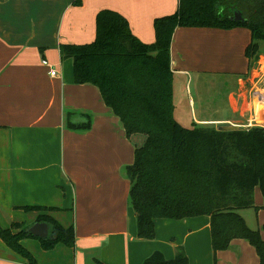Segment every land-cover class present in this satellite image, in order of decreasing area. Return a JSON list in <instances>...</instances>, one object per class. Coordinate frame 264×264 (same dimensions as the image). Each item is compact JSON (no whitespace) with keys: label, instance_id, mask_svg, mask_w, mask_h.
Returning a JSON list of instances; mask_svg holds the SVG:
<instances>
[{"label":"crops","instance_id":"crops-1","mask_svg":"<svg viewBox=\"0 0 264 264\" xmlns=\"http://www.w3.org/2000/svg\"><path fill=\"white\" fill-rule=\"evenodd\" d=\"M178 9L179 0H0V225L27 229L49 216L76 232L74 248L59 244L45 251L39 240H23L38 264H143L156 252L173 260L178 247L190 264L260 263L245 240L215 255L207 216L157 219L155 239L138 237L124 170L146 137L128 138L100 90L75 84L74 66H64L73 61L61 59V45L92 43L102 10L124 16L135 37L150 45L156 41L155 20ZM251 42L252 33L244 27L175 30L174 94L187 90L180 103L183 110L189 106L190 118H184L192 125L264 127V49L250 69L246 50ZM43 60L60 76L51 77ZM218 78L234 85L225 106L216 103L210 115L201 94ZM89 121V129L71 128ZM255 205L262 228L259 188ZM0 264L27 262L0 239Z\"/></svg>","mask_w":264,"mask_h":264},{"label":"trees","instance_id":"trees-1","mask_svg":"<svg viewBox=\"0 0 264 264\" xmlns=\"http://www.w3.org/2000/svg\"><path fill=\"white\" fill-rule=\"evenodd\" d=\"M78 4V1H77ZM242 21H235V12ZM251 31L246 50L250 69L259 61L264 45V0H179V9L154 22L156 41L141 42L121 14L102 10L96 18V39L89 44L61 45L63 61L72 60L77 85H93L104 103L119 117L128 138L146 137L135 149L134 163L124 170L131 182L130 205L137 217L140 239L153 240L157 219L184 220L207 216L211 220L215 255L245 240L255 248L264 264V225L251 229L241 214L256 208L255 190L264 197V127L218 131L193 124L188 128L176 118L171 44L177 28ZM90 121L71 125L89 129ZM38 222L49 224L52 236L41 240L28 234L24 224L11 229L0 225V239L27 264H38L24 245L39 240L45 251L63 244L74 248L76 232L49 216ZM13 230H18L14 234ZM101 264V263H100ZM143 264H190L183 247L173 260L161 252Z\"/></svg>","mask_w":264,"mask_h":264},{"label":"rangeland","instance_id":"rangeland-1","mask_svg":"<svg viewBox=\"0 0 264 264\" xmlns=\"http://www.w3.org/2000/svg\"><path fill=\"white\" fill-rule=\"evenodd\" d=\"M96 31V28H95ZM91 36L89 39L91 42H93L96 37ZM95 38V39H94ZM264 49V45H262ZM64 66H73L72 62L64 63ZM235 81V80H234ZM215 86L212 88H203L201 98L203 99L204 106L209 110L210 115H215L216 112V103L220 102L219 106H225V99L228 95V91H230L231 88H233L234 82L232 80H225L224 78H218L214 80ZM187 90H183L182 92H179L178 90L175 92V106H176V118L179 121L180 124H182L185 127H192V124L188 121L190 118L191 110L189 106H186V108L183 110V105L180 103L181 98L184 99V101L187 98L186 95ZM217 106V105H216ZM215 107V108H214ZM220 107V108H221ZM189 117L188 120L184 118ZM190 125V126H189ZM244 210L241 211V214ZM244 219L246 220L248 226L253 230H261L259 225V217L256 215L253 208L246 209L243 213ZM11 229V228H10ZM13 233H18V230H13ZM262 234L264 236V232L262 231Z\"/></svg>","mask_w":264,"mask_h":264},{"label":"water","instance_id":"water-1","mask_svg":"<svg viewBox=\"0 0 264 264\" xmlns=\"http://www.w3.org/2000/svg\"><path fill=\"white\" fill-rule=\"evenodd\" d=\"M234 20L235 21L243 20V16L241 12H238V11L235 12ZM240 129H248V128H242L240 126H221L218 128V131L228 132V131H235V130H240ZM24 230L28 234H31L32 236L39 238L41 240L49 239L52 236V231H51L49 224L44 223V222H37L31 227L27 229L25 228Z\"/></svg>","mask_w":264,"mask_h":264},{"label":"built area","instance_id":"built-area-1","mask_svg":"<svg viewBox=\"0 0 264 264\" xmlns=\"http://www.w3.org/2000/svg\"><path fill=\"white\" fill-rule=\"evenodd\" d=\"M44 66L50 69V76L51 77H58L60 76L59 72L57 71L56 67L50 64L47 60H43Z\"/></svg>","mask_w":264,"mask_h":264}]
</instances>
